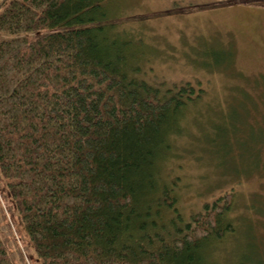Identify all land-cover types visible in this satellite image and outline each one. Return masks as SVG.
<instances>
[{
  "label": "trees",
  "instance_id": "16d2710c",
  "mask_svg": "<svg viewBox=\"0 0 264 264\" xmlns=\"http://www.w3.org/2000/svg\"><path fill=\"white\" fill-rule=\"evenodd\" d=\"M101 4L0 0L7 212L26 227L40 264H206L208 241L233 230L232 194L187 220L158 180L168 137L202 89L195 95L187 82L162 94L122 56L112 59L101 47L110 25L97 18ZM256 142L264 149V135ZM10 227L0 209V264H25L18 243L9 250Z\"/></svg>",
  "mask_w": 264,
  "mask_h": 264
},
{
  "label": "rangeland",
  "instance_id": "374dc122",
  "mask_svg": "<svg viewBox=\"0 0 264 264\" xmlns=\"http://www.w3.org/2000/svg\"><path fill=\"white\" fill-rule=\"evenodd\" d=\"M101 11L110 24L101 47L132 75L162 94L187 82L195 95L202 89L168 137L158 180L174 189L187 220L232 194L225 221L233 230L208 241L206 264H264V149L256 142L264 135V0H102ZM7 204L0 190L9 250L18 243L25 264H40Z\"/></svg>",
  "mask_w": 264,
  "mask_h": 264
}]
</instances>
